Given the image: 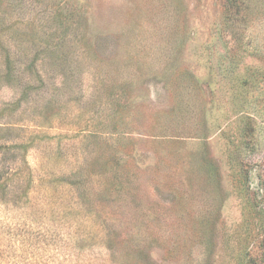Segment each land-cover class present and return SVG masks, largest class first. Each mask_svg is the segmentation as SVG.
<instances>
[{"label": "rangeland", "instance_id": "obj_1", "mask_svg": "<svg viewBox=\"0 0 264 264\" xmlns=\"http://www.w3.org/2000/svg\"><path fill=\"white\" fill-rule=\"evenodd\" d=\"M0 264H264V0H0Z\"/></svg>", "mask_w": 264, "mask_h": 264}]
</instances>
